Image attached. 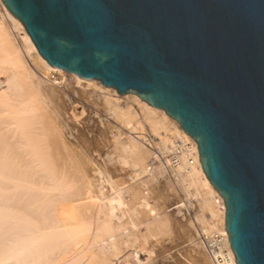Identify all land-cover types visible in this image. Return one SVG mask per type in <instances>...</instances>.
Instances as JSON below:
<instances>
[{
	"label": "water",
	"instance_id": "1",
	"mask_svg": "<svg viewBox=\"0 0 264 264\" xmlns=\"http://www.w3.org/2000/svg\"><path fill=\"white\" fill-rule=\"evenodd\" d=\"M1 1L49 65L174 119L236 264H264V0Z\"/></svg>",
	"mask_w": 264,
	"mask_h": 264
},
{
	"label": "bare ground",
	"instance_id": "2",
	"mask_svg": "<svg viewBox=\"0 0 264 264\" xmlns=\"http://www.w3.org/2000/svg\"><path fill=\"white\" fill-rule=\"evenodd\" d=\"M0 4L13 25L23 30L26 49L34 52L32 56L28 55L31 59L28 61L19 44H16V39L14 40L3 14L0 13V264H118L112 259L115 254L111 253L108 256L103 245L99 246L98 251H91L102 234L110 235L112 227L117 225L112 221L114 218L111 222H114L115 226L111 227L108 220L94 227L87 218L89 215L86 216L87 212L84 213L81 208L87 203V194L91 193L90 188L97 184L93 182L92 186L93 179L90 176L94 173H88L94 161L91 157L90 165L87 161L90 146H94L91 144L93 140L90 143L88 139L91 138L87 139L88 135L85 134L89 130L86 131L85 128L86 133H84L82 129L84 124L82 127L77 126L79 114L86 113L81 99L86 98V102L91 100L87 99L92 96L91 91L87 89H92L93 93L97 90L99 94L97 93L96 96L100 95L101 102L109 108L113 118L129 130V136L122 144L121 150L131 158V165L137 175L146 171L145 162L150 155L141 142H150L143 122L147 124L148 132L157 138L162 149H166L173 142L168 120L171 119L177 125L178 123L163 110L149 105L135 94L123 95V97L131 96L133 105L121 106L119 98L122 95L113 88L103 86L97 80L84 79L72 74L76 86L61 81L64 75L63 73L60 76L62 70L52 67L40 56L22 23L7 10L1 0ZM40 74L44 76L41 77ZM43 78L51 82L47 84ZM81 82L86 83L82 88ZM95 100L97 99L93 101ZM178 131L182 138L193 140L179 125ZM92 134L90 133V136ZM96 145L98 146L99 143ZM186 173L193 184L202 182L200 187L208 198L211 194L219 197L203 172L201 164L199 167H191ZM99 177L104 181L107 178ZM199 177L200 181H198ZM97 179L96 181H99ZM131 191L133 192L130 189L129 192ZM89 197L91 198L90 195ZM207 197L204 201L209 208L212 222L206 223L205 220L202 229L211 232L217 226L224 225V205L223 210L219 212L212 198L208 200ZM97 198L99 197H96V200ZM147 199L145 195L139 197L140 201L135 208L132 207V211H136L138 207L148 212L150 205ZM101 200L102 198L99 201ZM111 200H108L107 205ZM113 200L116 207L108 208L109 217L114 214L115 208L122 209L125 206L119 194L115 195ZM105 208L104 206L103 209ZM124 209L127 213L126 207ZM96 215L95 213V218ZM127 220H131V224L135 222L133 219ZM101 239L104 241V238ZM119 240L122 238L120 237ZM137 242L136 240V244ZM120 247L122 249L123 246Z\"/></svg>",
	"mask_w": 264,
	"mask_h": 264
},
{
	"label": "rangeland",
	"instance_id": "3",
	"mask_svg": "<svg viewBox=\"0 0 264 264\" xmlns=\"http://www.w3.org/2000/svg\"><path fill=\"white\" fill-rule=\"evenodd\" d=\"M0 11H1L0 13L3 14L4 16L9 29L12 31V32L10 31L11 34L13 33L12 36L14 40L16 39L15 41L17 42L16 44L17 45L19 44L18 46L22 50L24 56H27L26 59L30 61L31 60L30 56H32L34 52H32L29 49H26L27 45L23 41V36H24L23 30L15 27L13 23L6 17V15L4 14L5 12L1 7V4H0ZM61 74L63 75L61 77V81L64 80L65 83L67 82V84L70 83V85L73 84L76 86L77 83H75V78L72 76V74L67 73L63 70L62 73H60V76ZM40 76L43 77L44 75L40 74ZM43 80H46L47 84L51 82V81L49 82V80L45 78H43ZM85 85H86L85 82H81V88L84 87ZM87 90L91 91V95H92L87 99H91L92 101L87 100V102H89L87 103L86 98L84 99L85 101L81 99V102L84 105V112L86 113H83V115L79 114V119H78L79 124L77 123V126L79 125L82 127L84 124V127H82V129H84L83 130L84 133H86L85 128L86 131L89 130V132L85 134L89 136V137L87 136V139L91 138L88 139L90 143L93 140L92 141L93 143L91 144H93L94 146L92 145L90 146L89 154L87 155L89 156L88 157L89 160H87L89 161L88 162L89 165L93 162L92 165H90L91 166L90 169L92 170L90 171V169H88L89 171L88 173L91 174L92 172L95 174L97 172L95 175L92 174L90 176V178L92 177L93 179L92 186L96 184L95 182H97V184L94 185L95 187L90 188L91 193L87 194L88 199H87V203H85L87 205L84 204V206L81 208H83L84 213L85 212L88 213L93 210V212L89 214L86 213V216L89 215L87 216V218L93 223V224L91 223V225H93L94 227L108 220H110L108 221V224H110L112 227V225L114 224V222H111L112 218H114V220L112 221H115V223L117 224L116 226L120 224L118 228L115 225H113L116 228L112 227V230L110 231V235H107L109 233L104 232L105 234H102L101 236V238H104V241L103 239L100 238L101 243H99L100 242L99 240V242L96 243L91 248V251H98L100 247H102L103 245L104 248H106L105 250L108 256H110L111 253L115 254L112 257V259L118 264H125L126 262H128L126 264H135V263L136 264H212L205 255V253L203 252L202 248L198 244L199 235L202 232L208 233L206 231H203L202 229L205 220L206 223L212 222L209 213V208L204 201V199H206L208 195H205L204 191L200 187L202 183L200 181V177L198 178L200 184H193L191 178L188 176L187 173L183 175L171 176V174L168 171L164 170L161 166L160 167L155 166L157 162H160L162 160L164 153L168 151V149L171 146H173L179 140L184 139L182 138V135H180L178 131V125L174 123V121H172L171 119L168 120V127L172 131L173 142L166 149H162L158 144L157 138L151 135L150 132H148L149 129L147 127V124L143 122L145 131L148 134V138L150 137L149 143L145 141H141L142 145L145 148H147V151H149L150 153V155H148L149 158L147 157L145 162L147 165L146 164L145 165L147 167L148 165L151 164V161H153V165L155 167H153L152 170L146 169L147 173L145 171L143 173L144 175L143 174L137 175V173H135L136 171L131 165V158L127 157V155H125V153L121 150L122 144L129 136L128 135L129 130L125 129L119 122H117L113 118L109 108H107V106L101 102V98H99L100 95L96 96V94L98 93L97 90H95V93H93L94 91H92V89L90 88ZM94 99H97L95 100L96 103L93 101ZM92 102L94 104H92ZM131 102H132L131 96L123 97L122 95V97L119 98V103L121 106L126 107L129 104L133 105V102L132 103ZM78 112H80V110ZM88 126L92 129V131H90V128ZM90 133L91 134L93 133L92 136H90ZM93 136L95 138L92 139ZM97 143H99L98 146L96 145ZM91 148L94 151H92ZM95 148L96 149L99 148V149L95 150ZM100 150L101 152H99ZM90 154H94V155H90ZM90 157L94 161H92ZM95 161L97 162L100 161L98 162L99 166ZM93 164H95L96 166ZM95 167H99V169H95ZM98 174L103 178L107 177L105 178V181L102 180V178H100ZM94 178L96 179L100 178V179H97L99 181H96V179ZM102 187L105 188L103 189ZM108 187L112 189H109ZM130 189L133 190V192L132 191L129 192ZM117 194H119L123 198L125 203V206L123 207L124 208L126 207L127 209L126 211L128 212L126 213L125 209L124 208L121 209V207L115 208L114 214L109 217L108 208L110 206H115V201L113 199H115V195ZM89 195L91 196V198L89 197ZM144 195L148 197L147 200L150 205V210L146 212L137 207L136 209L139 211L137 210L132 211V209L135 208L138 202L140 201L139 197H143ZM212 195L214 198L212 197ZM210 196L209 198L210 199L212 198L211 200L213 201L217 210L219 212L223 210V205L221 206L219 199L214 194H211ZM96 197L99 198H97L96 200ZM100 197L102 198L101 201H99L101 199ZM109 198L111 199L113 198L112 199L113 201ZM209 198L207 197L208 200ZM108 200L109 201L111 200L109 205H107L109 203ZM129 204H132L133 206L132 205L129 206ZM126 205H128V207L130 208H128ZM104 206L106 207L105 208L106 210L103 209ZM140 211L143 212L140 213ZM95 213L97 215L101 213L99 214L101 216L98 215L99 217L98 218L96 215L95 218ZM122 214L126 218L121 216ZM131 214L133 216H131ZM122 219L126 220L127 223H125L126 221H121ZM127 219H133V221H135L134 222L135 225L133 223L131 224V220L129 221ZM218 228L219 227L217 226V228H214V230ZM113 231H116L114 233H117L119 235L114 234ZM110 236L112 238H110ZM120 237L122 238V240H119ZM129 238L133 241H131ZM136 240L138 241L137 242L138 244H136ZM119 241L120 243H122L121 241H123L122 245L120 243H117ZM144 241L145 243H143ZM116 243L118 245H116ZM120 246H123L122 249Z\"/></svg>",
	"mask_w": 264,
	"mask_h": 264
},
{
	"label": "built area",
	"instance_id": "4",
	"mask_svg": "<svg viewBox=\"0 0 264 264\" xmlns=\"http://www.w3.org/2000/svg\"><path fill=\"white\" fill-rule=\"evenodd\" d=\"M168 171L171 176L183 175L191 167H199V153L194 140L181 139L166 151L160 162L155 165ZM153 161L147 166L152 170ZM221 206V197L216 196ZM198 244L212 264H236L234 254L229 244L225 226L219 227L208 233H201L198 237Z\"/></svg>",
	"mask_w": 264,
	"mask_h": 264
}]
</instances>
